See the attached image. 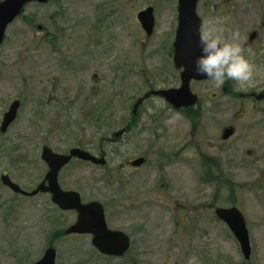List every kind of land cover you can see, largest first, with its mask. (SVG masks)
<instances>
[{
  "label": "rangeland",
  "instance_id": "1",
  "mask_svg": "<svg viewBox=\"0 0 264 264\" xmlns=\"http://www.w3.org/2000/svg\"><path fill=\"white\" fill-rule=\"evenodd\" d=\"M149 6L156 16L151 39L136 16ZM198 13L238 30L245 48L257 46L253 32L264 27L262 3L199 0ZM177 25L178 0H51L26 5L9 26L0 46V124L15 100L21 107L9 131L0 134V179L7 174L24 190L34 189L48 170L41 159L45 146L65 154L80 141L83 149L105 153V166L73 160L59 182L78 191L84 202L102 203L109 227L129 235L132 247L122 259H102L90 236L64 235L75 213L59 210L49 195L23 197L0 181V264H34L51 240L57 264H188L190 257L196 258L194 264H264V134L247 130L257 125L254 110L248 112L251 102L232 94L213 101V94L221 96L222 85L192 82L203 109L197 126L184 112L167 125L168 104L146 118L145 103L134 127L113 140L131 121L139 98L152 89L180 86L172 50ZM230 82L235 93L244 92ZM210 109L229 115L213 123ZM242 113L246 118L234 119ZM229 119L239 123L237 136L221 147L217 139L223 120ZM194 131L205 151L223 148L237 161L223 178L204 180L207 167L191 149ZM140 157L146 165L137 170L127 166ZM227 181L234 184L231 190L225 188ZM208 202L236 206L243 213L250 260Z\"/></svg>",
  "mask_w": 264,
  "mask_h": 264
},
{
  "label": "water",
  "instance_id": "2",
  "mask_svg": "<svg viewBox=\"0 0 264 264\" xmlns=\"http://www.w3.org/2000/svg\"><path fill=\"white\" fill-rule=\"evenodd\" d=\"M49 0H3L0 2V46L2 45L8 26L22 13L24 7L33 2L47 3ZM178 27L174 42V64L182 70L181 86L176 89L159 90L154 95H160L176 109L192 107L197 102V96L192 93V81L208 80L195 72L196 58L201 54L200 32L202 19L197 13L198 0H179L178 2ZM138 21L148 37L154 33L156 21L154 9L147 8L138 13ZM20 101H15L4 116L1 131L5 133L17 117ZM234 133L233 129L224 132L228 139ZM42 160L48 166L45 180L32 192H26L15 184L9 176H2V183L15 193L25 196H35L39 193H49L52 202L64 211H76L77 222L66 231L67 234H90L93 246L102 254L109 256H123L130 247L129 237L122 231L108 228L105 218L104 206L97 201L83 203L81 196L76 191H65L59 184V174L73 158L91 162L96 165H106L105 157H97L80 148L71 149L68 154H59L49 147H44ZM144 159H138L133 166H141ZM217 215L225 221L238 239L246 259L252 254L249 232L243 215L236 208H218ZM57 251L50 246L44 256L34 264H57Z\"/></svg>",
  "mask_w": 264,
  "mask_h": 264
},
{
  "label": "clouds",
  "instance_id": "3",
  "mask_svg": "<svg viewBox=\"0 0 264 264\" xmlns=\"http://www.w3.org/2000/svg\"><path fill=\"white\" fill-rule=\"evenodd\" d=\"M199 32L201 54L195 61L197 75L208 78L217 86L226 80L235 81L237 91H246L253 86L258 76H264V70L253 62L254 53L251 48L243 46L240 32L229 29L223 19L206 18ZM166 107L167 101L163 97L151 96L146 101L145 117H151ZM179 119V111L167 108L164 121L167 125H173ZM195 260V257H190L188 264H194Z\"/></svg>",
  "mask_w": 264,
  "mask_h": 264
},
{
  "label": "flooded vegetation",
  "instance_id": "4",
  "mask_svg": "<svg viewBox=\"0 0 264 264\" xmlns=\"http://www.w3.org/2000/svg\"><path fill=\"white\" fill-rule=\"evenodd\" d=\"M254 1L260 2V3H262V6H264V0H254ZM262 21H263V26H264V17H263ZM253 34H254L253 36H254L255 43H257V46H255L253 48L246 46V48H251L252 52L254 54H257V56L255 55V57L253 58V62L259 68L264 70V27L254 31ZM172 50H173V43H172ZM254 85H255L254 88H250V89L248 88L244 92L235 93L233 91L232 82H230V80H226L224 82V84H222V88H221L222 94H221V96L218 93L217 94H213L214 99H212V100L213 101H217V99H223V98H226V97H228L229 95L232 94L236 99H238V100H240L242 102H245V101L251 102L253 105L250 107L248 112L250 113V111L253 112V110H254V113L256 115L254 121L257 122V125H256V127L255 126H250L247 130H252V129L256 128V131L260 132V134H264V76H258L256 78V81H255ZM147 98H149V96ZM147 98H146V100L144 102H142L140 107H144V105H145V103L147 101ZM200 104H201V102H200V99L198 97V101L196 103V107H199V109L201 107ZM138 109H137V111L139 112ZM199 109L196 112V114L199 116V119H200L203 116V109H200V110ZM173 110H175V109H173ZM137 111H136V113H137ZM175 111H178V110H175ZM179 112L183 113L184 111L180 110ZM183 114L186 115L185 112ZM208 114H209V116L211 118H215V120L213 119L212 122L218 124V122L220 120H217V119L220 118V117H223L225 115H229V112L227 110L217 111V110H214V109H210L208 111ZM233 116L235 117L234 118L235 120H240V119L242 120V119L246 118V115L244 113L241 114V117H239V116L236 117V115H233ZM199 119L196 122H200ZM0 126H1V124H0ZM192 126H193V124H192ZM195 126H197V125L195 124ZM238 127H239V123H237L236 121H233L231 119L223 120V125L221 126V135H219V137H218L219 140L217 139V142L221 143L220 144L221 147L225 146L234 137L237 136ZM227 129H233L234 134L230 138L225 139L224 138V132ZM192 133H193V135L191 137L192 140L190 142L191 143V149L195 152V155L198 156V160H199L200 156L202 157V161H203L202 165H206V167H207V171L203 172V177H204L205 181L211 180L213 178L217 179V177L223 178L224 175L226 174V172H229L228 167H230L231 165L232 166L237 165V163H236L237 161H234V159H229V157H231L230 156L231 155L230 152L224 151L223 148H221V150L218 149V151L216 153H211L209 151H205V149L202 148L200 143H199V140L197 138V134L195 135L196 132L194 131ZM213 142H215V141L213 140ZM208 143H209V139H208ZM210 146L211 147H209V148L211 149L214 145L211 144ZM210 153L212 154L211 156L208 155ZM249 154H251V152H249ZM102 155L106 157L105 153H103ZM224 156H227L228 158H224ZM140 158H142V157H140ZM140 158H136L134 160H137V159H140ZM144 159H145V162L140 167H143L144 165L147 164V162H148L147 159L145 157H144ZM134 160L129 161L127 166L131 167L130 164ZM240 160L242 161V159H240ZM260 160L261 159H255V162L259 163ZM134 169L137 170L138 168H134ZM225 188H228L229 190H231V188H230V186L228 184L225 185ZM210 199L214 200L216 198L214 196H210ZM208 204H212L211 206H208L207 208H210V210H213L214 214L216 216V219L218 221L222 222V223H224V222L221 219L218 218L216 210L218 208L229 209V208H232V207H236V206L214 207V202H211V203L208 202ZM195 208L197 209L198 206H196ZM70 212L75 213L76 220H77V213L75 211H70ZM106 220H107V214H106ZM196 220H198V219H196ZM107 223H108V220H107ZM81 235H86V234H81ZM88 236H90L91 243H92V236L91 235H88ZM131 247H132V239H130V248ZM130 248H129V250H130ZM98 253H99V255H100V257L102 259H106L107 261H113L114 259L118 260V259L124 258L125 256H127L128 252L123 257H120V258L104 255V254H102L100 252H98Z\"/></svg>",
  "mask_w": 264,
  "mask_h": 264
},
{
  "label": "trees",
  "instance_id": "5",
  "mask_svg": "<svg viewBox=\"0 0 264 264\" xmlns=\"http://www.w3.org/2000/svg\"><path fill=\"white\" fill-rule=\"evenodd\" d=\"M147 85L149 86L150 83L147 82ZM198 109H199V107H192V108H188V109L182 110V111L185 112L186 117L190 119V121L192 122L193 125H195V124H196V121L199 119V116L196 114V112L198 111ZM103 112H104V111H103ZM104 113H105V112H104ZM102 116H103V113H102L101 115H98V117H99V120H98V121H101V117H102ZM95 119H96V117H95ZM137 120H138V116L132 114V115H131V121H130L129 124L126 125L125 128L122 129V130H125L126 132H129L130 128L132 127L131 125H133L134 123L136 124ZM113 137H114L113 140H116V139L120 138V131L114 133V134H113ZM78 144H79V147L83 145L80 141H79ZM97 148H98V147H97ZM94 149H96V148H94ZM99 149H100V148H99ZM100 151H101V150H100ZM101 153H102V152H101ZM211 180H214V181H215L216 178H213V179H211ZM211 180H208V182H211ZM216 181H217V180H216ZM226 183H227L229 186H231V187L234 186V184H232L230 181H227ZM233 203H235V201H234ZM60 233H61V232H55V233L53 234V236H56V237H57V236L60 235ZM51 242H52V240H51Z\"/></svg>",
  "mask_w": 264,
  "mask_h": 264
}]
</instances>
